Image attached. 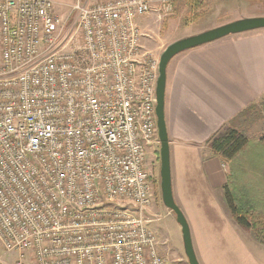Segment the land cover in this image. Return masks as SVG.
Listing matches in <instances>:
<instances>
[{
	"label": "built area",
	"instance_id": "2783aa9c",
	"mask_svg": "<svg viewBox=\"0 0 264 264\" xmlns=\"http://www.w3.org/2000/svg\"><path fill=\"white\" fill-rule=\"evenodd\" d=\"M151 1L76 0L72 31L52 0H0V243L14 264H184L158 252L145 215L158 57L134 16Z\"/></svg>",
	"mask_w": 264,
	"mask_h": 264
},
{
	"label": "crops",
	"instance_id": "0c3cea01",
	"mask_svg": "<svg viewBox=\"0 0 264 264\" xmlns=\"http://www.w3.org/2000/svg\"><path fill=\"white\" fill-rule=\"evenodd\" d=\"M52 1L55 13L64 19L76 0ZM208 2L206 14L212 8L220 13L224 2L233 7V0ZM160 4V0H152V10L160 17L172 14L173 10L163 12ZM234 6L238 7V0H234ZM236 18L202 20L196 27L190 18L183 29L171 33L168 42ZM181 20L180 14L171 17L168 29ZM259 104L264 106V27L185 49L167 63L164 115L172 192L189 224L200 264H263L238 233L236 228L241 226L235 223L225 200L223 187L232 173L230 161L214 153L208 142L214 133L229 127L244 128L248 134L257 118L238 120V114L250 106L255 110ZM153 205L157 206L152 199L148 212L155 214ZM166 237L156 236V243L158 238L165 244ZM159 252L180 259L168 245Z\"/></svg>",
	"mask_w": 264,
	"mask_h": 264
},
{
	"label": "rangeland",
	"instance_id": "374dc122",
	"mask_svg": "<svg viewBox=\"0 0 264 264\" xmlns=\"http://www.w3.org/2000/svg\"><path fill=\"white\" fill-rule=\"evenodd\" d=\"M94 1L97 0H81L82 4ZM227 1L229 2L230 0ZM172 2L173 11L170 15H161L160 17L158 14L159 12L153 9L147 14H136L134 16L136 24L139 25V27L143 31V36L141 38L142 47L144 49L150 50L152 55L156 57H159L160 52L170 42H168V40L171 37V33L183 29L190 20V17L186 13V7L183 5L182 0H173ZM211 7H213V5ZM235 7L236 6H234V0L232 8L229 7L227 2H224L220 13L218 12V10L214 12V9L212 8L208 12V14H206L207 12L205 13L206 15L202 14L199 17H193V21H195L194 27L202 23V20L213 19L214 21H219L234 16L241 18L246 16L264 15V0H254V3H252L251 0H238V7ZM177 14L181 15L182 20L180 21L179 25L172 24L168 29L169 19L171 17H175ZM75 17L76 12H70L69 17L66 20L67 28L71 30L73 29V22ZM255 110V113H257L259 116L254 123L250 124L248 133V135L254 139L264 135V106L262 107V105L259 104ZM251 152L258 156L257 158L255 157L253 163H256L257 161L258 162L256 164V167L251 168V170L249 171V175L254 178L253 180L258 181L256 183L259 186H262V184H264V151H261V149H259L256 144H252ZM145 154V166L150 173V176L152 178L151 180L153 182L152 199L153 202L157 204V206H152V210L155 211V214H152L151 212L149 213L147 211V213L145 212L147 218H150V221L147 223V225L157 234L156 236H160L161 239L165 235L167 236L165 244H161V240L157 238V250L159 249L160 251H165V247L168 245V247H171L173 252H175L176 257H180L184 264H188L183 249L181 228L175 220V215L172 212L167 213V209L161 199L159 175V143L146 144ZM252 195L260 200V203L258 205L254 204V206L256 207V209H259L264 213V189H255ZM236 229L238 230V233H240L242 238H244V240L248 243V245H250L251 249L256 253L258 259H260V261L264 264V243H260L255 236L253 237V233L250 230L238 226ZM15 257L16 254L14 251H6L0 243V260H2L5 264H14ZM25 264L34 263L27 259L25 261Z\"/></svg>",
	"mask_w": 264,
	"mask_h": 264
},
{
	"label": "trees",
	"instance_id": "16d2710c",
	"mask_svg": "<svg viewBox=\"0 0 264 264\" xmlns=\"http://www.w3.org/2000/svg\"><path fill=\"white\" fill-rule=\"evenodd\" d=\"M187 14L190 18L205 14L208 9V0H184ZM252 106L238 114V120L245 116L257 118L259 115ZM211 149L222 159L229 160L232 173L229 181L224 185V196L231 216L235 223L250 230L258 241L264 243V213L256 209L260 203L253 194L255 189H264L257 180L251 177V168L256 167L254 162L258 156L251 152V145L256 144L264 151V135L254 139L247 134L244 128L229 127L214 133L208 140ZM153 183V182H152Z\"/></svg>",
	"mask_w": 264,
	"mask_h": 264
},
{
	"label": "water",
	"instance_id": "95a60500",
	"mask_svg": "<svg viewBox=\"0 0 264 264\" xmlns=\"http://www.w3.org/2000/svg\"><path fill=\"white\" fill-rule=\"evenodd\" d=\"M264 27V15L246 16L207 28L200 32L182 36L169 42L158 57V75L155 84V114L159 139V175L161 199L174 215L181 228L184 254L188 264H200L196 256L189 224L187 219L173 197L170 169L169 140L164 115V94L166 81V66L168 61L177 53L231 33L252 30Z\"/></svg>",
	"mask_w": 264,
	"mask_h": 264
}]
</instances>
